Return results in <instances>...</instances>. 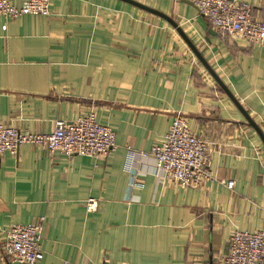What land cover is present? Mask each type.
Segmentation results:
<instances>
[{
  "label": "crops",
  "instance_id": "crops-1",
  "mask_svg": "<svg viewBox=\"0 0 264 264\" xmlns=\"http://www.w3.org/2000/svg\"><path fill=\"white\" fill-rule=\"evenodd\" d=\"M131 1L173 20L264 134V45L220 39L187 0ZM242 1L264 21V0ZM88 114L115 133L107 158L32 145L0 158V264H16L7 230L40 220L38 264H217L234 231H264V145L170 23L120 0L0 17V123L47 134ZM175 114L212 149L202 188L160 183L150 158L126 170L127 147L148 152Z\"/></svg>",
  "mask_w": 264,
  "mask_h": 264
},
{
  "label": "built area",
  "instance_id": "built-area-1",
  "mask_svg": "<svg viewBox=\"0 0 264 264\" xmlns=\"http://www.w3.org/2000/svg\"><path fill=\"white\" fill-rule=\"evenodd\" d=\"M222 40H242L248 45H264V21L252 16V7L242 0H187ZM50 0H26L16 7L11 0H0V17L14 20L21 16H49ZM3 30L6 29L4 25ZM23 145H32L60 154L67 159L76 156L105 159L116 149L115 133L100 124L94 114L67 122L57 120L47 134H32L0 123V158L14 156ZM212 149L196 135L181 114L172 117L162 141L148 152H136L127 147V172H131L133 157L150 158L153 175L160 183H173L182 189H199L214 180L209 169ZM131 175V173H130ZM131 182H136L132 175ZM228 188L233 182L226 183ZM96 202L86 205L95 211ZM42 221L16 225L5 233L3 250L16 264H38L43 259L41 249ZM9 264V263H6ZM217 264H264V231L236 230L228 239V251Z\"/></svg>",
  "mask_w": 264,
  "mask_h": 264
},
{
  "label": "water",
  "instance_id": "water-1",
  "mask_svg": "<svg viewBox=\"0 0 264 264\" xmlns=\"http://www.w3.org/2000/svg\"><path fill=\"white\" fill-rule=\"evenodd\" d=\"M125 3H128L130 5H133L135 7H138L140 9H143L145 11H148L152 14L157 15L158 17H161L162 19L166 20L168 23H170L178 32V34L182 37V39L187 43L191 51L196 55V57L200 60V62L203 64L207 72L212 76V78L215 80V82L219 85V87L223 90V92L227 95V97L231 100V102L236 106V108L241 112L243 117L245 118L246 122L255 130L257 135L260 137L263 145H264V134L260 131V129L253 123L251 118L248 116L246 112L243 111L242 107L238 103V101L231 95V93L228 91V89L223 85V83L218 79L217 75L212 71V69L209 67V65L202 59L201 55L197 52L194 45L191 41L187 38V36L183 33V31L177 26V24L171 20L169 17L162 15L161 13L150 9L148 7H145L143 5H140L138 3H135L131 0H120ZM189 2V1H188Z\"/></svg>",
  "mask_w": 264,
  "mask_h": 264
}]
</instances>
